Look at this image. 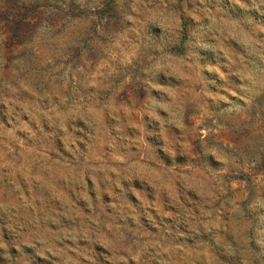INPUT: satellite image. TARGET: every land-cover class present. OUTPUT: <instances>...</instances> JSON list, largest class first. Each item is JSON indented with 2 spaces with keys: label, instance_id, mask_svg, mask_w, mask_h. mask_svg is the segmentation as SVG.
Segmentation results:
<instances>
[{
  "label": "rangeland",
  "instance_id": "1",
  "mask_svg": "<svg viewBox=\"0 0 264 264\" xmlns=\"http://www.w3.org/2000/svg\"><path fill=\"white\" fill-rule=\"evenodd\" d=\"M0 264H264V0H0Z\"/></svg>",
  "mask_w": 264,
  "mask_h": 264
},
{
  "label": "trees",
  "instance_id": "2",
  "mask_svg": "<svg viewBox=\"0 0 264 264\" xmlns=\"http://www.w3.org/2000/svg\"><path fill=\"white\" fill-rule=\"evenodd\" d=\"M109 2V0H107V3Z\"/></svg>",
  "mask_w": 264,
  "mask_h": 264
}]
</instances>
